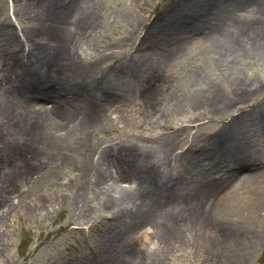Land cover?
Returning <instances> with one entry per match:
<instances>
[{
    "label": "rangeland",
    "instance_id": "374dc122",
    "mask_svg": "<svg viewBox=\"0 0 264 264\" xmlns=\"http://www.w3.org/2000/svg\"><path fill=\"white\" fill-rule=\"evenodd\" d=\"M49 1L0 0V201L11 196L9 182L23 188L0 215V264H128L135 242L150 254H162L163 263L158 264H222L223 251L216 246L224 247L225 234L212 224L217 220L214 207L222 197L224 203L230 196L227 186L211 185L214 191L203 199L192 200V194L191 200L185 201L188 206L180 210V218L190 228L188 248H164L150 237V226L133 231L134 222L106 209L95 184L91 189L86 187L80 175L83 157L78 150L70 156L60 149L59 154L50 155L37 146L40 135L35 103L48 102L39 99L42 96L36 92L20 95L26 78L19 63L37 69L44 84L61 78L67 87L75 89V79L68 77L78 64L77 74L102 88L95 99L85 97L82 105L80 95L82 98L76 100L79 108L71 117L59 111L61 129L71 125L86 130L95 125L87 138L74 137L61 147L74 148L77 144L81 149L87 144L101 148L112 170L125 153L142 149L166 174L168 186L186 197L197 187L220 183L235 169L221 139L223 129L235 123L228 115L215 113L209 103L201 107L183 105L167 117L160 116L155 105L162 104L168 94L160 74L166 60L189 46L193 48L192 39L197 36L193 31L204 22L208 9H225L235 0H111L106 25L90 44L81 36L86 32L83 26L79 34V27L68 36L60 31L68 25L67 19H61L53 9L57 7L51 8L55 3L49 5ZM58 2L59 7L69 8L75 0ZM67 57L73 65L69 69ZM249 62V71L264 80V59L256 57ZM55 63L59 73L52 70ZM194 63L203 62L197 59ZM174 67L169 74L177 76L180 72ZM65 95L61 91V96ZM108 100L112 115L103 122L98 108ZM256 101L252 107L240 104L243 109L235 108V115L248 118L253 109L264 108V92ZM249 128L246 143L251 146V156L258 151L263 157L264 134L252 122ZM50 129L49 125L47 131ZM169 141L176 145L173 151L164 147ZM61 157L59 165L48 168ZM259 194L261 198L253 195L243 200L246 223L237 222V228L246 231L237 243L243 246L244 264H264V187ZM196 201L199 215L191 207ZM252 235L255 239L250 241ZM231 246L225 251L233 252ZM234 256L230 264H238L239 255Z\"/></svg>",
    "mask_w": 264,
    "mask_h": 264
},
{
    "label": "bare ground",
    "instance_id": "6f19581e",
    "mask_svg": "<svg viewBox=\"0 0 264 264\" xmlns=\"http://www.w3.org/2000/svg\"><path fill=\"white\" fill-rule=\"evenodd\" d=\"M58 1L50 0L48 4L55 3L51 8L57 7L53 8L54 11L58 10L61 19H67L68 25L60 28L65 36L73 34L78 27L76 33L79 34L80 26H83L86 28V32L81 36L86 37V44H90L106 25L109 15L107 4L111 0H75V3H72L69 8L59 7ZM234 2L231 6L227 5L225 9L220 7L208 9L206 12L208 15L204 22L199 26L196 25V29L193 31L197 35L192 39L193 48L189 46L184 50H188V52L181 51L177 56L166 60L163 72L160 74L161 85L168 89V94L162 104L155 105L160 116L167 117L183 105L201 107L209 103L215 113L228 115L233 119L232 123H235V126H229L221 133L223 151L231 154V164L236 165L235 169H231L228 176L220 183H216V185L207 183L197 187L193 193L186 197L178 195L175 188L168 186L166 174L152 162L142 149L125 153L121 158L122 162L116 164L115 169L112 170L113 166L111 168V164L101 148L89 147L87 144L81 149H78L79 145L78 148L76 147L77 144L73 146L74 148L61 147V143L70 144L74 137L87 138L93 132L95 125L94 127L89 126V128L87 126L86 130H78L71 125H66L61 129V124L57 121L59 113L64 112L71 117L75 114L73 110L79 108L76 106L78 104L76 100L82 98L80 95H83L82 100H79L82 105L83 99H95L100 94L99 89L102 90V88L83 80L76 72L78 64L73 75L68 77V79H75V89L67 87V81L61 78L56 79L57 81L53 80L54 83L44 84L37 69L32 66H24L19 61L20 66L24 68L26 78L20 95L36 92L42 96L38 97L39 99L48 102V105L36 102L37 107L34 106L38 109V118L35 123L38 124L36 127L40 135L37 146H41L45 153L50 155H57L61 152L70 156L77 153L78 150L83 157L80 175L85 179L86 187L91 189V184L92 186L95 184V189L106 209L114 211L124 220L134 222L133 231L150 226L152 228L150 237L154 238V241L162 243L164 248H188L190 228H188V223L183 222L184 219L180 218L183 216L180 214V210L184 209L185 205L188 206L185 201L194 198L196 200L203 199L214 191L212 186L217 188L227 186V193L230 196H227L224 203L222 197L217 208L214 207L217 213L213 216L217 220L212 224L218 226L217 228H220L219 230L225 234L224 247L215 245L223 251L221 254L222 264H226V261H229V264L234 262V255L237 257L239 255L238 264H244L245 254L244 250H241L243 246H239L237 243L243 238L239 235L246 231L244 228L243 230L238 229L237 222L243 220L244 224L246 223L245 207L247 205L243 200L253 195L260 197V189L264 187V156L262 157L258 151L252 150L254 155L252 157L249 148L251 146L248 147L246 143L250 122L254 123L255 127L264 134V108L253 109L248 118L244 114L235 115V108L243 109L240 104L247 103L249 107H252L264 92L263 78L252 74L248 68L251 58L262 57L264 59V0H235ZM65 59L69 63L67 69L73 67L69 58ZM197 59L203 63L195 64ZM56 66L57 63L52 70L59 73ZM171 67L180 73L177 76L169 74ZM61 91L67 95L62 97ZM72 101L74 102L70 105ZM109 103L111 100L98 108L100 111L98 113L101 115L99 119H102L103 122L109 120L112 115L109 113V108L107 109ZM60 104L63 107L59 108ZM68 104L70 106H67ZM49 125L51 129L48 132ZM80 143L85 145L83 141ZM175 146L173 141H169L164 147L166 150L173 151ZM55 149L56 152H54ZM60 159L51 162L48 168L53 169L59 165L63 161L62 157ZM119 166H121L120 169ZM124 168L127 172L124 171ZM8 184L11 196L0 201V215H4L6 208L13 204L12 196L20 195L23 192L22 187L15 188L10 182ZM192 194L194 196L190 199ZM198 206H200L198 201L191 203V207L196 211L193 212L195 215L200 214ZM257 206L250 214L257 210ZM222 216H224L223 219ZM207 227L209 226L207 225ZM252 239H255L254 235L249 237L250 241H253ZM230 243L233 252L224 249L226 247L228 249ZM216 247H211V251L217 254ZM161 255L150 254L135 242L134 254L130 257L128 264L163 263ZM69 264H74V262ZM76 264L80 263L76 262Z\"/></svg>",
    "mask_w": 264,
    "mask_h": 264
}]
</instances>
